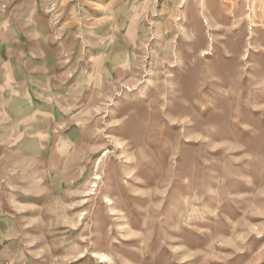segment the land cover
<instances>
[{
	"label": "rangeland",
	"instance_id": "obj_1",
	"mask_svg": "<svg viewBox=\"0 0 264 264\" xmlns=\"http://www.w3.org/2000/svg\"><path fill=\"white\" fill-rule=\"evenodd\" d=\"M0 264H264V0H0Z\"/></svg>",
	"mask_w": 264,
	"mask_h": 264
},
{
	"label": "bare ground",
	"instance_id": "obj_2",
	"mask_svg": "<svg viewBox=\"0 0 264 264\" xmlns=\"http://www.w3.org/2000/svg\"><path fill=\"white\" fill-rule=\"evenodd\" d=\"M100 262H105L104 257H100Z\"/></svg>",
	"mask_w": 264,
	"mask_h": 264
}]
</instances>
